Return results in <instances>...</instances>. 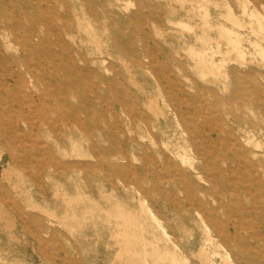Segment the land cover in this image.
Instances as JSON below:
<instances>
[{"label": "rangeland", "instance_id": "374dc122", "mask_svg": "<svg viewBox=\"0 0 264 264\" xmlns=\"http://www.w3.org/2000/svg\"><path fill=\"white\" fill-rule=\"evenodd\" d=\"M224 3L246 25L250 74L233 55L203 74L192 53L221 63ZM244 6L264 13V0H0V264H170L155 250L205 264L200 247L264 264V62ZM256 84L259 106H243L234 89ZM118 208L144 227L130 255Z\"/></svg>", "mask_w": 264, "mask_h": 264}, {"label": "bare ground", "instance_id": "6f19581e", "mask_svg": "<svg viewBox=\"0 0 264 264\" xmlns=\"http://www.w3.org/2000/svg\"><path fill=\"white\" fill-rule=\"evenodd\" d=\"M185 1L186 0H180L181 5H184ZM191 1L193 2L196 0H191ZM200 6H201V4H200ZM223 6H225L227 8V13H220V14L224 15L229 21H231L232 27H229L225 23H220L217 27V29L219 31V36L221 38L225 39L226 42L228 43V46H229L225 52L219 51L221 53V57H220L221 63L220 64L217 63L216 59L214 58V55H210L207 51H203V50L202 51H194L193 50L192 53L197 56L196 60H197L198 64L200 65V69L202 70L203 74L206 73V72H204L205 70H209L212 72H214L216 69L220 70L221 65H223L226 61L231 60L230 59L231 55H233V59L235 61L239 62L240 65L245 66L246 70H249V74H250L252 72V70L250 69V66H251L250 63L254 59L252 61H250V59H249L250 57H248V53H247L246 49L243 47L242 41L244 40V36L242 35V32L240 31L241 28H246V25L243 22L242 18H240L239 16H237L234 13V11L232 10V8L229 4L224 3ZM204 8H205V10L203 12V17H202L204 31H203L202 35L199 36V38L202 39L203 44L209 45L211 43V41H210L211 37L207 34V32H208V29H210L211 27H214V26L210 23V20L208 18L209 17V10L207 9L206 5H204ZM244 11L245 12L248 11L250 16H252L253 18H255L257 20V25L252 26L251 30H252V33L256 34L258 37V39H256L254 41V44H255V46L258 50V53L260 54V56L264 62V44L262 43V41L260 42L261 34H262V37L264 39V13L261 12L260 10L256 9V8H255V10H249V9L247 10L245 8V6H244ZM200 16H202V15H200ZM28 37L33 38L32 33L28 34ZM260 89L262 90V86L256 84L254 86V91L245 92V91H243L242 86H240V87L237 86L234 89L233 93H235V92L242 93V95H241L242 105L243 104L246 105V102H245L246 99L248 100L249 98H251L252 103L259 106L258 104L260 101H259V97H258V93H259L258 91ZM152 108L155 109L156 113H159L162 111L158 106H155V105H153ZM161 114H163V113H161ZM258 128H261V126L259 127V125L257 123L251 122L248 124L246 129H249L250 131H255V129H258ZM254 142H255L257 149L262 148V144H261L262 142L260 140H257V141L255 140ZM261 165H263V164H261ZM13 171H14V167L10 165L9 167H7L4 170V173L7 177H9L12 175ZM248 194H249L251 200H253V202H254L255 201L254 195L251 192H248ZM256 204L257 203L254 202L253 206L250 208L244 204L242 208H244L245 210H247L250 213V210L257 209ZM263 204H264V201H263ZM218 207H222L224 209L225 214H228L227 208L224 207L222 204H218ZM0 209H1V206H0ZM118 212H119V216L122 217V219H123V225H124L122 231L120 232V234L122 235V241H123L122 250H123V252H126L129 255L131 253H134V252L136 253L137 251H133V245L134 244H140V243L146 244L147 239L144 236V227L140 224V222L137 219H135L131 214L126 213L122 208H118ZM208 240H210L211 242H214L213 241L214 238L212 237V235L210 233L208 235ZM155 251L158 254L157 257L163 261L166 259H170V264H185V261L182 260V258H180L176 253H172V254H170L169 252L159 253L158 250H155ZM214 252H215L214 250L208 251L205 247H200L198 250V255H199L200 259L205 264H215V260H214V256H213Z\"/></svg>", "mask_w": 264, "mask_h": 264}]
</instances>
